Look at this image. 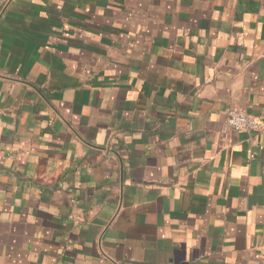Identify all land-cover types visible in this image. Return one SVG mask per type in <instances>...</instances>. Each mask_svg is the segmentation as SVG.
<instances>
[{
	"label": "crops",
	"instance_id": "obj_1",
	"mask_svg": "<svg viewBox=\"0 0 264 264\" xmlns=\"http://www.w3.org/2000/svg\"><path fill=\"white\" fill-rule=\"evenodd\" d=\"M0 264H264V0H0Z\"/></svg>",
	"mask_w": 264,
	"mask_h": 264
},
{
	"label": "built area",
	"instance_id": "obj_2",
	"mask_svg": "<svg viewBox=\"0 0 264 264\" xmlns=\"http://www.w3.org/2000/svg\"><path fill=\"white\" fill-rule=\"evenodd\" d=\"M225 113L227 124L235 130L253 131L260 130L263 127L258 119L245 111L227 108Z\"/></svg>",
	"mask_w": 264,
	"mask_h": 264
}]
</instances>
